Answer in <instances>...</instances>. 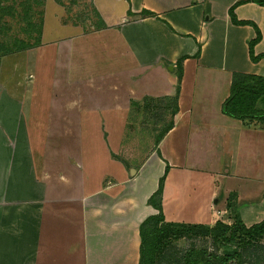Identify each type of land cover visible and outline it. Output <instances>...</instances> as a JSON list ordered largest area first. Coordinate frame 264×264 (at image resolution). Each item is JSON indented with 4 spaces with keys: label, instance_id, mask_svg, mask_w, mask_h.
<instances>
[{
    "label": "crops",
    "instance_id": "crops-1",
    "mask_svg": "<svg viewBox=\"0 0 264 264\" xmlns=\"http://www.w3.org/2000/svg\"><path fill=\"white\" fill-rule=\"evenodd\" d=\"M242 1L247 2L235 9L236 17L260 30L255 54H264V7L251 0H91L105 29L91 39L89 53L124 61L120 69L105 64L97 72L106 87L126 90L108 105L124 117L122 128L114 130L122 141L117 153L107 145L101 160H77L70 153L59 160L65 168L59 167L63 189L43 190V201L28 203L20 223L0 221V264H140L141 225L160 212L151 200L163 178L160 205L167 222L230 224L224 217L231 213L232 195L234 211L247 227L264 221V127L222 112L235 73L264 77V59L254 63L249 54L256 28L235 25L230 17V9ZM146 12L156 17L141 16ZM68 28L81 33L79 26ZM105 35H117L121 45L108 46ZM184 56L173 129L140 162L138 155L123 160L121 143L137 132L130 118L141 114L131 102L141 105L148 98L157 106L169 98L164 107L171 104L178 88L176 64ZM92 57L90 66L98 63ZM101 107L94 110L107 109ZM14 145L5 142V150L0 145V182L7 179L4 167L18 159ZM65 176L74 178L73 192ZM4 182L0 186L8 190L16 181Z\"/></svg>",
    "mask_w": 264,
    "mask_h": 264
},
{
    "label": "rangeland",
    "instance_id": "rangeland-1",
    "mask_svg": "<svg viewBox=\"0 0 264 264\" xmlns=\"http://www.w3.org/2000/svg\"><path fill=\"white\" fill-rule=\"evenodd\" d=\"M141 16L156 17L144 13ZM101 20L91 0H0V145L5 150V142L13 144L14 141L18 151V159L13 158L11 165L4 167L8 171L5 173L7 179L3 181L9 183L12 179L16 182L8 190L7 186H0V221L3 225L9 221L20 223L28 203L38 205L43 201V190L61 187L58 179L64 174L59 167L64 166L60 161L66 160L65 155L70 153L77 160L83 158L82 161L88 162L106 156L107 145L111 152L118 151L122 133L114 130L122 128L124 117L116 116L108 105H115L126 90L106 87L97 72L105 64H114L120 69L124 61L118 63L116 56L114 61L111 60V54L105 55L103 60L99 57L100 52L89 53L91 39L105 29ZM41 25L39 34L37 30ZM73 26H79V35L74 34L73 29L68 30ZM107 36L110 38H107L108 46L121 45L117 35H105L104 39ZM91 55L92 60L98 59L97 64L93 60L92 66ZM175 70L178 76L177 64ZM168 100L161 99L157 106L148 98L141 101V105L140 101L131 102L133 109H138L141 114L130 118L137 124V132L126 134L128 138L121 143L118 154L123 160L138 155L140 162L167 130L173 121L174 110V98L164 107ZM101 105L107 109L94 110ZM160 105L162 108L159 109ZM262 105L264 109V103ZM88 125L98 131L88 130ZM152 128L155 132L150 134ZM109 129L112 131L108 132ZM71 173L69 169L65 170L67 177ZM66 176L73 192L76 190L72 184L74 178ZM234 214L231 211L224 220L234 224ZM18 235L23 233L18 232ZM262 246L264 239L253 247L240 249L242 263L231 261L229 264H256L255 259L264 254ZM236 248L234 245L233 250ZM192 250L199 252L196 257L199 264H222L217 258L211 263L207 260L209 255L222 257L225 254V248L215 245L211 238H184L164 247L157 264H184L182 261Z\"/></svg>",
    "mask_w": 264,
    "mask_h": 264
},
{
    "label": "trees",
    "instance_id": "trees-1",
    "mask_svg": "<svg viewBox=\"0 0 264 264\" xmlns=\"http://www.w3.org/2000/svg\"><path fill=\"white\" fill-rule=\"evenodd\" d=\"M254 3L264 7V0H251ZM247 1H242L234 5L230 9V17L235 25H253L251 22L238 21L235 9ZM145 15L155 17L153 13L146 12ZM42 25L37 30V33H41ZM256 28V27H255ZM257 37L249 43V54L251 61L258 63L264 59V54L256 55L255 46L261 41L262 35L259 29L256 28ZM201 48L197 53V57L200 56ZM188 59L184 56L177 62L178 68V88L177 95L174 98V110L172 116L178 112V99L181 90V82L183 76V63ZM264 103V77L250 74L235 73L233 75L231 94L225 101L222 107L224 115L243 121L257 122L264 127V109L261 104ZM174 127V122L168 126L157 139L159 143L163 137ZM163 178L160 183V188L157 191L151 202L160 211L158 215L149 217L142 225L140 229L141 234V250H140V264H157L161 250L169 243H173L177 240L184 238H211L215 245H220L225 248L224 256L209 255L208 263L213 261V258H217L222 264H229L231 261H238L242 263L240 249H247L253 247L254 244L264 239V221L258 223L252 227H247L239 215L234 211L235 196H231V200L228 202V209L235 213L234 224H226L224 222H217L213 226L203 224H188V223H176L167 222L163 213V209L160 205L163 194L164 186ZM237 245V248L233 250V246ZM263 250H264V246ZM199 252L192 250L184 258L182 263L184 264H199V260L196 258ZM202 255H207L206 252H202ZM208 257V255H207ZM239 259V260H238ZM256 264H264V254L254 261Z\"/></svg>",
    "mask_w": 264,
    "mask_h": 264
}]
</instances>
